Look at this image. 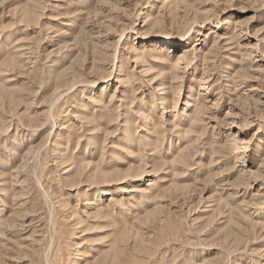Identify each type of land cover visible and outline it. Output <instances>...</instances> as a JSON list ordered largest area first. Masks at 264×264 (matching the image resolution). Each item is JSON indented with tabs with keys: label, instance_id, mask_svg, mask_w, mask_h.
Listing matches in <instances>:
<instances>
[{
	"label": "rangeland",
	"instance_id": "obj_1",
	"mask_svg": "<svg viewBox=\"0 0 264 264\" xmlns=\"http://www.w3.org/2000/svg\"><path fill=\"white\" fill-rule=\"evenodd\" d=\"M0 264H264V0H0Z\"/></svg>",
	"mask_w": 264,
	"mask_h": 264
},
{
	"label": "bare ground",
	"instance_id": "obj_2",
	"mask_svg": "<svg viewBox=\"0 0 264 264\" xmlns=\"http://www.w3.org/2000/svg\"><path fill=\"white\" fill-rule=\"evenodd\" d=\"M165 41H166V40H165ZM168 43H169V44H173V41L171 42V40H167V41H166V44H168ZM206 86H207V85H206ZM231 124H232V125H231V128H235V129H236V128H241V127H242V125L239 124V121H233ZM235 149H236V150H235ZM234 150L236 151L237 155L240 154V153L243 151L242 147H236V148H234ZM235 151H234V152H235ZM238 152H239V153H238ZM242 153H244V152H242ZM235 155H236V154H235ZM237 155H236V156H237Z\"/></svg>",
	"mask_w": 264,
	"mask_h": 264
}]
</instances>
